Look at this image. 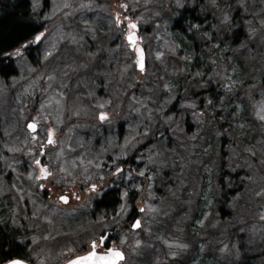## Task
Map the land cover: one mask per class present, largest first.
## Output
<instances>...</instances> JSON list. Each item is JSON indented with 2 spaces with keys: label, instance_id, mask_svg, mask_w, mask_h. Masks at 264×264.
Masks as SVG:
<instances>
[{
  "label": "rangeland",
  "instance_id": "374dc122",
  "mask_svg": "<svg viewBox=\"0 0 264 264\" xmlns=\"http://www.w3.org/2000/svg\"><path fill=\"white\" fill-rule=\"evenodd\" d=\"M49 1L48 14L45 13L49 18L71 20V28L83 34H93L96 29L106 28L109 31L107 37L110 40L112 37L110 31L117 29L115 25L119 16L120 20L128 17L131 22L139 24L140 35L151 41V44H137L143 52L144 72L137 70L136 52L128 51L127 45L123 43L125 46L124 82L132 80L138 85L151 84L148 93L139 92V88L132 93L131 97V93H128L129 97L123 108L131 111L140 109L139 124L158 126L161 123H168L172 125L171 133L175 143L172 142L170 151L168 153L164 151V153L169 154L167 156L172 168H178L180 172L174 174L168 171L167 177H163L162 181L156 177L154 171L146 172L142 162L138 166L132 164L127 167L125 181L130 183L131 188L140 192L141 202H145L151 209L155 208V212L148 216L143 213L146 215L147 222V228H144V231L140 234L139 232L133 235L125 234L122 237L121 244L129 250L127 264H264L262 255L264 220L260 218L264 215V168L254 162L247 166H240L230 161L234 143L237 153L232 154V160L237 158V154L240 162L246 156L257 159L261 155L264 156V120L259 118L264 115V31H261L259 18L256 15L264 11L259 9L260 5H263V0H247L248 10L252 13L250 19L254 21V36H249L250 26L242 19L246 12L239 7L241 0H231V8H229V0H221L223 6L219 11L216 4L209 1V11H203L201 15V18L208 17V20H204V24L200 22V27L193 29L192 32L187 31L189 38L194 36L201 41L206 34L207 41L214 44L213 36L217 39L221 33V21L224 15H232V9L238 7L242 12L239 18L241 17L240 20L246 32L241 42L247 38V46L236 45V37L234 43L231 41L232 44L229 40H225L222 43L227 47H220L218 56L213 58V50L209 45L205 48L199 45L200 51L196 53L189 43L188 48H185L189 55L188 62L176 58V62L173 60L172 63L166 54L170 53V45L173 47L175 44L180 48V44L176 43L179 41L176 37L167 32L169 25L166 23L172 18L176 19L177 14L183 9L188 16L193 13L200 16L203 8H196L194 0L115 1L113 5L117 6L116 9H112L111 16L107 11L106 0L102 5H99V0L95 3L92 0ZM95 4L96 12L87 13L86 10H94ZM135 9H140V12L136 14ZM193 9L194 11H191ZM128 10L132 12L131 15H126ZM34 12L37 15L38 11ZM109 25L113 26L111 30L108 29ZM149 26L154 28L148 29ZM50 29L54 28L50 27ZM117 35L118 33L114 32V38ZM253 48L255 50L252 51ZM247 55H250V58L247 59ZM162 57L164 60L160 63L158 70L153 67L154 70L150 73L152 63L161 60ZM87 63L92 62L89 59ZM14 65L16 70L13 77H9L7 81H4L3 76L0 77V132L5 134V137L0 139L3 152L0 155L2 170L0 179L4 175L6 153L10 157L12 154L19 156L20 149L29 145L27 133L22 128L24 118L21 116L25 114L17 116L12 111V105L19 106V97L23 94H32L31 89L36 87L33 86L34 84L28 85L29 82L25 80L28 78L23 61L16 60ZM167 67H173L169 75H167ZM155 72L158 73L161 81H153L155 77L152 75ZM197 72L205 73V75L199 76ZM186 74H188L187 82L196 83L192 88L193 94L189 104L194 103L198 106L200 100V110L203 109V114L198 107L196 109L182 107L185 105V100L188 101L187 93L183 94L184 90L189 88L186 81H170V86L181 82L182 89L177 95L168 84L166 88H163L168 76L180 78ZM93 76L104 77L101 72L94 73ZM209 78L211 83L207 82ZM28 80L39 81V76L37 80L34 78ZM93 82L81 81L78 86L79 91L88 93L87 88L91 87ZM225 85L228 87L225 88ZM176 96L179 98L175 103ZM209 99H212L215 107L208 104ZM219 99L225 101L223 109L220 107ZM157 100L159 104L156 103ZM229 100L231 103H228ZM172 103L174 106L170 110L171 113L160 120L159 110H163V106L165 109L169 108ZM157 105L159 109L154 111ZM234 109L236 111H233ZM174 116L180 118L175 125H173ZM183 119L189 127L186 139L180 136ZM124 122L126 125L135 124L132 119L124 120ZM202 124L209 125L208 132L212 133L209 134L206 131L200 134L199 129ZM169 125L159 127H169ZM44 126L42 122V131L38 134L40 141L44 140L45 134H48L50 130H46ZM51 130L53 137L58 138V129ZM162 130L164 129L159 128V131ZM76 135L75 133L69 136L72 137V142L75 141ZM108 137L112 138L113 134L109 133ZM60 141L62 142V135ZM35 155L36 152L33 156ZM220 167L223 169L222 174H219ZM141 170L149 176H141L139 174ZM233 173H238L239 179L244 178L245 173L248 174L247 186L243 187L241 194L236 197L231 195V198H226L225 190H222L220 185L221 183L229 185L227 181L229 175ZM2 191L5 192V190ZM231 202L234 204L232 205ZM143 220L141 216L142 223ZM79 227L80 225H70L59 234L70 232L72 235ZM142 235L147 242L142 240V246L137 249L132 243L141 239ZM180 245L186 247H180ZM66 247L67 243L63 245V248ZM41 249V253L48 258L49 252L46 251V245Z\"/></svg>",
  "mask_w": 264,
  "mask_h": 264
},
{
  "label": "flooded vegetation",
  "instance_id": "af4514ba",
  "mask_svg": "<svg viewBox=\"0 0 264 264\" xmlns=\"http://www.w3.org/2000/svg\"><path fill=\"white\" fill-rule=\"evenodd\" d=\"M209 1L213 0H194L196 8H203L200 16L194 13L188 16L184 9L180 14L185 19L198 22L200 27V22L204 24V20H208V17L201 18V15L203 11H209L207 6ZM27 2L35 29L23 42H30L36 31L45 33L42 42L38 45L32 44L22 57L0 62V68L1 65L11 66L10 74L4 75L0 72V77L3 76L4 81L13 77L16 60H22L25 64L28 79L37 80L39 76V81L25 79L29 82L28 85L34 84L36 88L31 89L32 94H23L19 97V106L12 105V111L17 116L25 114L21 116L24 118L22 128L27 133L29 145L20 149L19 156L12 154L10 157L6 153L4 175L0 179V227H3L5 236L11 237L12 243L19 248L18 254H12L4 259L6 262L9 258L22 259L25 264H67L69 258L83 256L91 251L90 241L93 238L99 239L103 231L111 237L109 246L124 254V259L118 264H127L129 250L121 244L122 237L125 234L133 235L137 232L140 234L144 231V228H147L146 215L155 212V208L151 209L145 202L140 201V192L131 188L130 183L125 181L127 167L132 164L138 166L142 162L146 172L154 171L156 177L162 181L163 177H167L168 171L178 174L180 170L172 168L167 156L169 154H166L170 151L172 142L175 143L172 139V125L158 127L155 124L148 126L139 124L140 109L131 111L123 108L129 97L124 94L123 60L129 18L123 17L121 23L115 25L117 29L110 31L112 37L109 40L107 37L109 31L106 28L96 29L93 34L86 35L71 28V20L49 18L45 14L48 12L49 0ZM33 4L37 5L35 10ZM215 4L218 11L223 6L221 0H216ZM34 11H38L37 15ZM176 19L172 18L166 25H169L167 32L179 40L176 43L180 44V48L175 44L173 47L170 45L171 50L170 53L167 52L166 57L171 63L173 60L176 62V58L188 62L189 55L185 48L191 43L193 51L199 53L200 46L195 42L196 37L189 38L186 28L173 26L172 22ZM137 26L138 44H151L147 37L140 35L139 24ZM114 32L118 33L115 38ZM231 32L233 33L231 40L234 43L236 41L234 34L238 33L239 29ZM105 37L107 38L104 39ZM127 49L130 51L128 46ZM46 50L51 52L47 60L44 59ZM89 59L91 64L87 63ZM163 60L164 57L157 60L154 65ZM172 70L173 67H167V75ZM98 72L104 77L93 76ZM152 76L155 77L153 81L160 80L157 72ZM81 81L86 83L94 81L92 86L87 88L88 93L79 91ZM166 81H188V74L180 78L168 76ZM187 103L185 100L184 104ZM101 104L103 107H100ZM173 106L172 103L169 108L159 110L160 120L165 119ZM101 112L107 115L104 121L99 119ZM127 119H132L135 124L126 125L124 120ZM30 122L36 124L33 134L27 130ZM42 122L46 130L58 129L59 137H53L54 143L51 145L46 143L48 134H45L43 141L38 140ZM159 128L164 130L159 131ZM188 128L186 120L183 119L180 136L185 139ZM75 133L77 135L72 142V137L69 136ZM109 133L113 134L112 138L108 137ZM33 136L36 139H33ZM162 142L164 148H160ZM42 144L45 149L43 156ZM233 153H237L235 143L230 161L240 166L254 162L264 168L263 155L259 159L246 156L240 162L238 154L237 158L232 160ZM37 159L47 165L49 172L47 178L37 179L40 176V166L35 163ZM117 167L122 169V175L116 173ZM222 171L221 168L220 174ZM244 175V178L239 179L238 173L230 174L227 181L229 189L221 183L223 187L220 185V188L225 190L224 197L226 193L234 197L241 194V189L247 186L248 174ZM145 176L149 174L146 173ZM92 184L96 185V191L91 190ZM125 192L128 196L122 200ZM62 195L68 197L67 203L60 200ZM111 197L113 199L111 205L102 206L104 201ZM121 204L125 205L123 209L120 207ZM140 208L145 209L143 213L146 215L139 211ZM141 216L144 219L141 227L132 229L133 219L141 221ZM70 225L80 227L72 235L70 232L59 234ZM140 238L132 243L137 249L142 246V240L147 242L144 235ZM137 241H140L139 245ZM66 243L67 247L63 248ZM45 245L46 251L49 252L48 258L40 251ZM98 251L102 253L105 250ZM262 255L264 256V250Z\"/></svg>",
  "mask_w": 264,
  "mask_h": 264
},
{
  "label": "snow or ice",
  "instance_id": "6c2138e0",
  "mask_svg": "<svg viewBox=\"0 0 264 264\" xmlns=\"http://www.w3.org/2000/svg\"><path fill=\"white\" fill-rule=\"evenodd\" d=\"M213 2L215 3L216 0H213ZM32 7H33V10H35L37 5L33 4ZM121 7H126V6L121 5ZM239 7L243 8L246 12V15L244 17H242V19H244L250 26L249 36H254L255 35V28L253 27L254 21H252L249 18L252 15V13L249 12V10H248L247 0H241ZM229 8H231V0H229ZM256 15L259 18L260 29H261V31H264V11H261L260 13H256ZM125 19H128V17H125ZM120 23H121V21L119 19V16H117V25H119ZM172 24L174 27L186 28V30L188 32H192L193 29L199 27L198 22H192L190 19H185L182 17V14H180V13L177 14V19L175 21H173ZM225 27L233 29L232 18H231L230 14H225L223 17V20L221 21V31H223V29ZM128 28L130 29V31L127 33L126 39L129 43V45H131L133 47L134 51L137 54L136 67L141 72H144L145 71V61H144L143 52H142V49L136 47V36L134 34V31H131V30H135L137 28V24L130 21L128 23ZM237 30L238 29H233V32H235ZM44 35H45L44 32L36 31L30 42H23V41L18 42L17 44L11 46L10 49H5L3 47H0V62H3L5 59L14 60L16 57H22L24 52H26V50L32 44H36V45L40 44L42 42ZM215 39H216L215 36H213V42L215 41ZM246 40H247V38H246ZM246 40L241 42L242 47L247 46ZM218 47H227V45L222 43V44H219ZM50 55H51V52L46 50L44 52V59L47 60V58ZM197 75L204 76L205 73L197 72ZM207 82L211 83V79L209 78V80ZM227 87L228 86L225 85V88H227ZM178 98L179 97H177V99ZM207 102L212 107L216 106L213 103L212 99H209ZM201 103H204V101H201ZM228 103H231V100H229ZM219 104H220L221 109H223V107L225 105V101L223 99H219ZM100 107H103V104H101ZM182 107H191L193 109H196L198 106L193 103V104L182 105ZM237 107H239V106H237ZM233 111H236V109H234ZM200 112H201V114H203V109H201ZM259 118L261 120H264V115H261ZM99 119L101 121L106 120L107 119L106 113L101 112L99 115ZM169 119H171V118H169ZM27 126L32 131H35V129H36L35 122H30V123H28ZM33 139H36V137L33 136ZM46 143L49 145L54 143L53 133H52L51 129L48 132V139H47ZM44 154H45V149H44L43 144H42L41 145V155L43 156ZM35 163L38 166H40V176L37 177V179L47 178V176L49 175V172L47 170V165H44L42 160H40V159H37L35 161ZM116 173L122 175V169L117 167ZM139 174L141 176H144L145 172L143 170H141ZM101 179H102V177H101ZM147 179L150 180L151 177H147ZM41 187H43V186L41 185ZM90 187H91L92 191H96V185L95 184H92ZM149 187H151V185ZM127 196H128V193L125 192L123 194V196L121 197V199L123 200ZM78 198L79 197H77V199ZM60 200L62 202L67 203L68 197L62 195V196H60ZM120 207H121V209H123L125 207V205L121 204ZM139 211L141 213H143V212H145V209L140 208ZM260 218L262 220H264V215H262ZM199 222L203 223V221H199ZM131 227H132V229H139L141 227V221L139 219L134 218L133 221L131 222ZM110 239H111L110 235H106L102 231L99 235V239L93 238L90 241L91 251H89L87 254H85L83 256L78 255L75 258H69L67 260V264H118L119 261L124 259V254L122 251L116 249L115 247L109 246V240ZM121 242L123 243V240ZM136 243H137V245H139L140 241H137ZM180 247H186V246L180 245ZM99 249H104L105 251L101 253L98 251ZM7 264H25V262L22 259L9 258L7 260Z\"/></svg>",
  "mask_w": 264,
  "mask_h": 264
},
{
  "label": "trees",
  "instance_id": "16d2710c",
  "mask_svg": "<svg viewBox=\"0 0 264 264\" xmlns=\"http://www.w3.org/2000/svg\"><path fill=\"white\" fill-rule=\"evenodd\" d=\"M94 3L97 0H92ZM104 0H99V5H102V3ZM107 1V11L108 14L111 16V12L112 9H116V6H114V2L115 1H120V2H124V0H106ZM208 9H209V5ZM30 6L28 5L27 0H0V47H3L5 49H10L11 46L17 44L18 42L23 41L35 28L33 27L32 24V18L30 17L31 15V11H30ZM93 11H88L86 10L87 13L89 14H94L97 10L96 4H95V8L93 7ZM259 9L264 10V0H263V5H260ZM135 13L138 14L140 12V9H135ZM239 8L235 7V9H232V24H233V29L236 27H239V32L235 33V37H236V45L241 46L240 42L243 39V35L246 32L244 31V28L241 26L242 21L239 18V14L242 15L241 11H238ZM131 15L132 12L131 11H127L126 15ZM238 14V15H236ZM250 18V17H249ZM244 20V19H243ZM150 25V24H149ZM112 25L108 26V29L111 30L112 29ZM154 28V26H149L147 27L148 29L150 28ZM230 28L225 27L223 29V31L220 30V34L218 35V38L216 39V41H214L213 43H210L207 41V38L203 35L202 40L199 41V38L196 37L195 42L200 45L203 46L204 48L206 46H210V49L213 50V54L212 57L215 58L218 56L219 54V48L218 45L221 44L223 41L225 42V40H229V42L231 43V38H233V33L231 34V30ZM209 37V36H207ZM247 37V36H246ZM226 38V39H225ZM253 41V40H252ZM203 42V43H202ZM232 44V43H231ZM201 48V47H200ZM255 50L254 48L252 49V51ZM255 54V53H254ZM254 56V55H253ZM250 58V55H247V59ZM160 66L159 64H155L152 63L151 65V69L150 73L153 72V70H158ZM11 66L7 65V66H3L1 65L0 68V72L4 75L10 74L11 73ZM154 67V69H153ZM166 70V69H165ZM164 76V75H163ZM164 87L166 88V84H168L170 86V81H164ZM184 82V81H182ZM187 82V81H186ZM181 82L178 84H174L171 85L170 87H172L173 90L176 91V94H179L181 92L182 87L180 86ZM188 85V89L184 90L183 94H186V96H188V104L191 102L190 98H191V94H193L192 88L193 86L196 85V83L193 82H187ZM139 88V92L140 91H146L147 93L150 91L151 89V84L150 83H145V84H141L138 85L136 83V81H132V80H128L124 82V94L127 96L128 93H131L130 95H132V93H135V91ZM165 94V93H164ZM194 97V95H193ZM157 104H159V100L156 101ZM165 103V102H164ZM158 106V105H157ZM159 106L154 110H158ZM162 109H165V106L162 107ZM171 112H167V114H169ZM158 117V115H157ZM153 118V117H152ZM174 121H173V125H175L177 123V121H179L180 118L178 117H173ZM157 125L159 123H156ZM165 125H169L168 123H161L158 125L159 126H165ZM209 125H204L202 124L200 127V134L204 133V132H208L209 129ZM209 134L212 132H208ZM5 137V134L0 132V139ZM164 148V142H162L161 147L160 148ZM2 148H1V140H0V155H2ZM221 168L219 169V174H220ZM2 173L1 171V161H0V174ZM221 187H223V185H221ZM226 189H229V185H225ZM226 198H231V196L227 193ZM113 201L112 197L109 198L108 200L104 201V203L102 204V206H110L111 202ZM231 204L233 205L234 203L231 202ZM5 231L3 229V227H0V264L3 263L5 261L4 258L9 257L12 254H18L19 253V248L17 246H15L12 243V238L11 237H7L5 236Z\"/></svg>",
  "mask_w": 264,
  "mask_h": 264
},
{
  "label": "water",
  "instance_id": "95a60500",
  "mask_svg": "<svg viewBox=\"0 0 264 264\" xmlns=\"http://www.w3.org/2000/svg\"><path fill=\"white\" fill-rule=\"evenodd\" d=\"M137 30H138L137 28H136L135 30H131V31H134V34H135V36H136V43H137ZM125 41H126V43L129 45V43H128L126 37H125ZM129 48H130V50L133 49V47H132L131 45H129ZM137 70H139V69L137 68ZM27 130H28L30 133H34V132H35V131L30 130V129L28 128V126H27ZM35 130H36V129H35Z\"/></svg>",
  "mask_w": 264,
  "mask_h": 264
}]
</instances>
